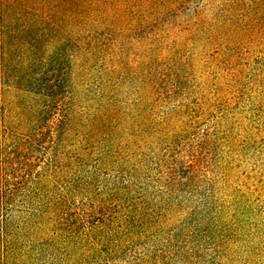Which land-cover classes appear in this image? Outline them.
<instances>
[{
    "label": "trees",
    "instance_id": "obj_1",
    "mask_svg": "<svg viewBox=\"0 0 264 264\" xmlns=\"http://www.w3.org/2000/svg\"><path fill=\"white\" fill-rule=\"evenodd\" d=\"M0 264H264V0H0Z\"/></svg>",
    "mask_w": 264,
    "mask_h": 264
}]
</instances>
